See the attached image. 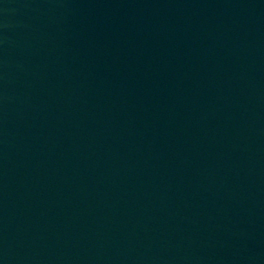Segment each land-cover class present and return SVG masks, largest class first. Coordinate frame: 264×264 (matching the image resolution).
<instances>
[{"label":"water","instance_id":"1","mask_svg":"<svg viewBox=\"0 0 264 264\" xmlns=\"http://www.w3.org/2000/svg\"><path fill=\"white\" fill-rule=\"evenodd\" d=\"M0 264H264V0H0Z\"/></svg>","mask_w":264,"mask_h":264}]
</instances>
